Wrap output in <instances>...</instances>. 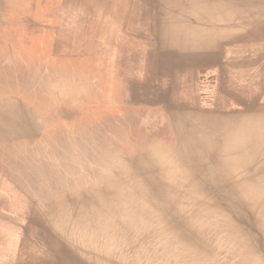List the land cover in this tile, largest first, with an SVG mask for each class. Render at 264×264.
<instances>
[{
  "label": "bare ground",
  "instance_id": "obj_1",
  "mask_svg": "<svg viewBox=\"0 0 264 264\" xmlns=\"http://www.w3.org/2000/svg\"><path fill=\"white\" fill-rule=\"evenodd\" d=\"M144 1L153 10L156 50L146 53V80L138 97L129 85L130 98L149 105L141 98L158 97L149 106L162 115L125 116L143 135L130 152L101 130L53 131L48 150L29 149L22 143L38 138L39 114L17 96L0 98L1 179L31 209L30 236L40 243L3 264H263L256 253H264V86L257 83L264 78V0ZM13 2L0 0V15ZM251 42L262 48L233 49ZM206 69L216 75L218 103L180 99L182 77L195 91ZM162 132L171 140L154 137ZM84 159L102 169L90 171Z\"/></svg>",
  "mask_w": 264,
  "mask_h": 264
},
{
  "label": "rangeland",
  "instance_id": "obj_2",
  "mask_svg": "<svg viewBox=\"0 0 264 264\" xmlns=\"http://www.w3.org/2000/svg\"><path fill=\"white\" fill-rule=\"evenodd\" d=\"M150 6V2L144 0H17L4 7L0 15V98L17 96L27 101L41 119L36 144L23 145L29 149L33 146L42 153L49 149L53 131H59L62 136H94L98 130L110 135L111 145L119 151L130 152L131 147L139 145L143 135L125 116L139 114L157 119L162 115L159 107L149 106L158 104V97L155 100H152L153 95L141 98L149 105L135 104L129 91L131 85L132 94L138 97L137 89L147 77L145 55L156 50L155 38L149 32L153 21ZM239 46L242 49L262 48L261 43L251 42L234 45L233 49H241ZM18 56L25 60H19ZM157 67L156 89L161 82L160 61ZM252 71L255 77L256 70ZM18 75L26 77L18 78ZM215 76L211 69L200 72L194 91L190 86L193 82L185 74L179 83L180 99L195 97L202 106H215L221 97L215 87ZM258 79L257 83L264 86V78ZM260 98L264 105V90ZM65 108L72 111V116L57 117V112ZM114 126L123 130L122 135L109 131ZM158 127H163L162 123ZM154 137L171 140L166 132ZM83 164L90 171L102 169L89 159H84ZM1 176L0 201L5 202L0 206V264H3L16 261L21 252L28 251L29 245L40 243L30 236L28 212L31 209L25 208L23 196L12 191ZM35 202L41 208L40 200L35 199ZM256 254L264 264V253H260L262 256Z\"/></svg>",
  "mask_w": 264,
  "mask_h": 264
}]
</instances>
